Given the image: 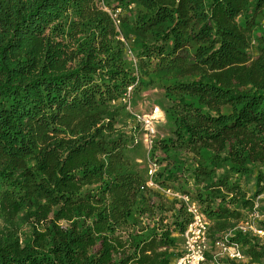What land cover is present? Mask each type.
<instances>
[{
	"label": "trees",
	"instance_id": "trees-1",
	"mask_svg": "<svg viewBox=\"0 0 264 264\" xmlns=\"http://www.w3.org/2000/svg\"><path fill=\"white\" fill-rule=\"evenodd\" d=\"M263 23L264 0H0V264L177 256L190 217L145 186L117 127L128 113L112 102L130 87L171 97L174 138L159 146L190 155L155 183L178 182L211 239L232 231L247 264H264L260 238L234 230L264 194Z\"/></svg>",
	"mask_w": 264,
	"mask_h": 264
},
{
	"label": "built area",
	"instance_id": "built-area-1",
	"mask_svg": "<svg viewBox=\"0 0 264 264\" xmlns=\"http://www.w3.org/2000/svg\"><path fill=\"white\" fill-rule=\"evenodd\" d=\"M112 18L115 24L118 25L117 14H113ZM121 41H123L122 38ZM126 45L125 57L135 61L131 48L128 44ZM131 90V87L128 88L125 95L117 102H112V104H123L129 110ZM160 116L161 113L157 107L147 115L135 116L134 120L143 133L144 144L147 149H150L153 144ZM160 167L161 165L156 161L148 160L146 163L145 186L148 189L158 191L162 196L177 201L176 207H183L190 217V223L182 236V244L177 251V256L173 258L170 264H226V262L232 261L247 264L249 259L244 255L241 245L231 240L234 235L232 231L211 239L209 236L210 222L202 213L199 204L189 195L174 192L170 188H161L155 183L154 179ZM234 230L242 234L251 233L258 237L259 234H263V231L249 225L247 222H241Z\"/></svg>",
	"mask_w": 264,
	"mask_h": 264
},
{
	"label": "rangeland",
	"instance_id": "rangeland-1",
	"mask_svg": "<svg viewBox=\"0 0 264 264\" xmlns=\"http://www.w3.org/2000/svg\"><path fill=\"white\" fill-rule=\"evenodd\" d=\"M101 6L103 7V5ZM251 46L252 47L249 50V55L252 59H255L258 56V52L255 47L256 42L254 41ZM155 107L159 108L161 116L157 124V132L153 139V144L150 149H147L146 145L144 144L142 135L143 133L141 132L139 125L135 122L134 119L135 116L141 117L143 115L149 114ZM126 111L128 114L125 115L124 113H122V115L125 116L119 121V125L117 127L121 128V130L127 134L126 137L129 146L127 148L126 156L130 160V162H132L137 172H139L145 180L146 163L148 162V160L156 161V159H159L161 161H156L161 165L160 170L158 171L159 173L165 168L166 164H171L173 163V161H176L173 159L174 155H177L178 157L183 159L190 156L187 151L182 149L171 150L168 152H164L160 149V143L174 138L172 118L174 112H176L175 103L172 101L171 97L164 91L152 88L148 89L140 95L132 96L129 110H127L126 108ZM258 169L264 170V168L260 166L254 167L255 171H257ZM221 172L222 170H219V173ZM189 185H192L191 181L188 182V186ZM179 187L180 186L178 182H175L170 189L174 192L181 193V189ZM242 189L248 191V196H250L253 192L251 183L248 186L243 187ZM163 197L165 200L172 201L171 197V199L165 196ZM262 209H264V194L258 196L255 199V207L253 208V210L249 213L244 212V217L236 222L235 227L238 226L241 222H247L249 225H253V227L258 228L260 226V223L264 222V211H262ZM163 216L166 217L163 221V224L165 225H170V223H172V221L174 220V216H171V213L163 214ZM141 220L142 225H145L149 223L152 224L156 219H150L148 218V215H145ZM20 228L21 233H23L24 236L29 235L28 225H24L21 223ZM122 235L125 236V233L123 232ZM259 238L261 240V243L264 244V232L263 234H259Z\"/></svg>",
	"mask_w": 264,
	"mask_h": 264
}]
</instances>
